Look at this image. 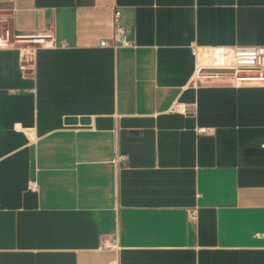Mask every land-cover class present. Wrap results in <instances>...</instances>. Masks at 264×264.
Instances as JSON below:
<instances>
[{
    "label": "crops",
    "instance_id": "crops-1",
    "mask_svg": "<svg viewBox=\"0 0 264 264\" xmlns=\"http://www.w3.org/2000/svg\"><path fill=\"white\" fill-rule=\"evenodd\" d=\"M0 10L55 34L26 73L20 46L0 49V264H264V85L199 76L193 50L264 46V0Z\"/></svg>",
    "mask_w": 264,
    "mask_h": 264
},
{
    "label": "built area",
    "instance_id": "built-area-1",
    "mask_svg": "<svg viewBox=\"0 0 264 264\" xmlns=\"http://www.w3.org/2000/svg\"><path fill=\"white\" fill-rule=\"evenodd\" d=\"M114 40L124 46L132 45L127 38L125 28L120 25V12L115 14ZM102 44H107L106 40ZM20 46V70L26 73L35 67V55L39 48H49L55 45V34L52 31L38 33H17L7 27H0V49ZM193 50L197 56L206 55L208 62L199 63L197 72L199 76L216 79L228 78L235 85L260 84L264 85V46H198ZM211 70L213 73H204ZM177 110L184 111L177 106ZM213 127H199V133H214ZM120 155L117 159H124ZM29 187L37 191L39 185L36 181H30ZM103 249L120 250L118 238H108L103 241ZM110 264H118V259L112 260Z\"/></svg>",
    "mask_w": 264,
    "mask_h": 264
},
{
    "label": "water",
    "instance_id": "water-1",
    "mask_svg": "<svg viewBox=\"0 0 264 264\" xmlns=\"http://www.w3.org/2000/svg\"><path fill=\"white\" fill-rule=\"evenodd\" d=\"M1 14H4V12L0 10V15H1Z\"/></svg>",
    "mask_w": 264,
    "mask_h": 264
}]
</instances>
